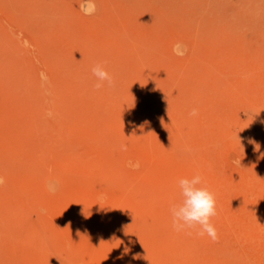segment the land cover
<instances>
[{
  "label": "rangeland",
  "instance_id": "1",
  "mask_svg": "<svg viewBox=\"0 0 264 264\" xmlns=\"http://www.w3.org/2000/svg\"><path fill=\"white\" fill-rule=\"evenodd\" d=\"M0 177V264H264V0H0Z\"/></svg>",
  "mask_w": 264,
  "mask_h": 264
},
{
  "label": "clouds",
  "instance_id": "2",
  "mask_svg": "<svg viewBox=\"0 0 264 264\" xmlns=\"http://www.w3.org/2000/svg\"><path fill=\"white\" fill-rule=\"evenodd\" d=\"M95 5L86 14H93ZM92 74L97 79L95 88H103L105 84L114 86V79L102 65L92 68ZM197 110L193 109L191 115H197ZM254 143V142H253ZM259 146L257 145V148ZM240 164L239 160L235 161ZM4 179L0 177V186H3ZM180 189V201L170 206L173 229L177 232L185 230H197L196 234L204 236L207 234L213 241L218 240V232L212 223V218L217 215L216 199L214 194L205 186L203 177L199 174L191 178H181L178 181ZM191 234V233H189Z\"/></svg>",
  "mask_w": 264,
  "mask_h": 264
}]
</instances>
